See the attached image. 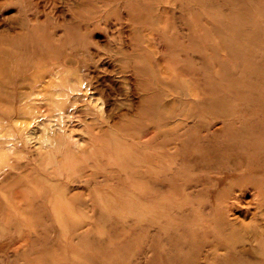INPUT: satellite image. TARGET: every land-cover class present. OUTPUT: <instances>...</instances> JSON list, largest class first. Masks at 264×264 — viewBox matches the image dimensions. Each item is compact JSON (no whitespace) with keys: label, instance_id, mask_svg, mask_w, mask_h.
<instances>
[{"label":"rangeland","instance_id":"rangeland-1","mask_svg":"<svg viewBox=\"0 0 264 264\" xmlns=\"http://www.w3.org/2000/svg\"><path fill=\"white\" fill-rule=\"evenodd\" d=\"M0 264H264V0H0Z\"/></svg>","mask_w":264,"mask_h":264},{"label":"bare ground","instance_id":"bare-ground-1","mask_svg":"<svg viewBox=\"0 0 264 264\" xmlns=\"http://www.w3.org/2000/svg\"><path fill=\"white\" fill-rule=\"evenodd\" d=\"M46 76H44L43 78H40V82H39V79H37L36 80V82L37 83H41V89L40 90H38V93H45V96H46V98H47V100H51V101H54V98H53V96L56 94V93H58V91H55V92H53V90H50V93L48 94V91H49V88H48V86H50V85H60V83H58L57 81H49V80H44V78H45ZM58 78V71L56 70V71H52L51 72V74L49 75V78ZM70 80H68V82H69ZM4 85H6V84H4ZM71 88L73 89V90H75L76 88H75V86H74V84H73V86H71ZM33 92V94H35L37 91H35V90H33L32 91ZM56 101V100H55ZM96 101V100H95ZM44 143L45 144H48V146L50 147L51 146V143H50V141H49V139H47V138H45L44 139ZM53 143V142H52ZM80 143V141H77V144H79Z\"/></svg>","mask_w":264,"mask_h":264}]
</instances>
